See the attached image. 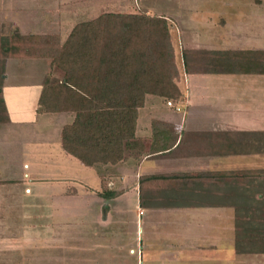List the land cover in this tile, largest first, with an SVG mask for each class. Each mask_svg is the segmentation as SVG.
Instances as JSON below:
<instances>
[{"label": "rangeland", "instance_id": "obj_1", "mask_svg": "<svg viewBox=\"0 0 264 264\" xmlns=\"http://www.w3.org/2000/svg\"><path fill=\"white\" fill-rule=\"evenodd\" d=\"M77 4L69 5L62 3V0H0V59L4 60L2 90L3 99L12 121L32 119L35 116L32 111L21 113L17 108L29 107L30 97L37 92V89H40V86L62 80L63 73L56 68L54 60L56 53L61 50L75 25L93 21L107 12H120L128 16L146 14L167 18L176 57L175 82L180 91L186 92L187 90L186 104L208 103L213 98H221L217 97L214 91L223 95L226 91L211 86L219 82L221 85L229 81L235 87L242 84H254L260 87V84L264 83L262 77L247 78V76L237 74L214 78L213 76L185 75L181 64V54L185 45L181 42L182 39H177L180 34L181 37L184 35L180 33L184 30L187 32L184 36L196 37L199 43L195 45L199 47L214 50L264 49V0H169L168 2L149 0L138 1V3L134 0H89L79 5V9L71 10V7ZM4 50H9L8 54H5ZM252 79L254 80L251 81ZM186 104L182 102L177 105L168 104L164 98L147 96L144 107L138 111L135 142L137 145L132 149L124 150V159L118 165L102 166L98 170L79 163L67 155L61 147V129L72 122L73 114L38 115L37 123L34 125H0V185L14 189L13 193L11 189L10 196L17 201L16 207L6 211L5 225L2 229L5 230L6 235H14L15 238L5 242L4 250H0V254L4 255L3 258L0 257V264H46L48 261L53 264H62L60 257L53 258L51 261L48 254L54 256L55 253L62 251L67 243L60 241L61 238L64 236L72 238L71 233L75 232L80 234L79 239L82 240L81 244L84 249L81 264H96V235L91 233L96 234V222L93 223V219H96L97 202H116L118 207H124L125 211L112 210L115 214L111 218L118 216V218L126 219L122 227L124 230L121 233L125 240L133 229L131 219L136 217L138 221L147 219L160 234L163 230L162 225L177 213H172L170 210H153L144 211L142 217L135 214L139 174L264 169V135L262 133L261 139L255 142L254 140L248 141V139L239 141L236 131H187L183 129ZM176 107H179L180 111H176ZM1 131L4 132L3 137ZM238 142L244 149L239 147ZM174 144L175 148L169 151ZM32 147L37 148L31 151ZM259 147V153H254V150ZM27 148L31 153L30 155L27 153L28 156L24 153ZM149 151L151 159L143 161L139 166L140 160L138 159ZM33 152L35 154H32ZM32 169H35L36 175L42 176L37 182L31 177ZM96 171H99V175L113 173L117 187L122 185L120 178L125 175L127 177L125 178L126 192L111 200L97 198L96 189L100 185V178ZM49 173H56L57 176L63 175V177L65 174L71 175L74 181L77 180L71 185L86 188L81 189L78 197H68V201L61 200L59 197L54 198V201L58 200L56 202L59 203L58 206L63 202L69 205V207L63 205L58 207L60 209L55 211L58 215L56 219L63 221L65 214L67 217L77 216L79 219L69 225L56 224L54 228L59 232L54 234L53 241L48 239L44 229L41 231V228L36 227L35 222L36 220L39 225L46 218L45 210L43 207L39 209V206L49 204V193L51 192L49 188L51 186L65 188L66 186L64 181L52 183L49 179H45L44 176ZM25 174L28 177H25ZM35 186L42 187L44 190L36 194L34 193ZM26 188L30 189L32 194L25 193ZM117 189L124 192V189ZM70 192L71 188L68 194ZM32 204L37 205L35 211L30 209ZM127 206L131 208L126 210ZM193 213L195 214L192 216L196 218L202 214L215 216V226L219 227L221 232L219 224L222 223L223 241H221L225 249L219 258L220 263L212 261L206 264H264V254L239 255L234 252L235 214L232 208L193 210ZM120 214L123 216L119 217ZM30 222L35 224L30 227L31 229H29ZM197 230L199 232L200 228L197 227ZM219 230H216L218 233L209 235L214 245L220 242L216 238L217 234L221 236ZM65 231H70L71 235L62 234ZM30 232H35V236L30 235ZM150 243L149 255L154 250L159 251L161 247L157 244L155 247L154 240H150ZM198 255L208 256L206 253H198Z\"/></svg>", "mask_w": 264, "mask_h": 264}, {"label": "trees", "instance_id": "obj_2", "mask_svg": "<svg viewBox=\"0 0 264 264\" xmlns=\"http://www.w3.org/2000/svg\"><path fill=\"white\" fill-rule=\"evenodd\" d=\"M54 65L63 78L42 87L38 113L74 115L61 129V147L92 169L118 165L124 150L137 145L138 111L147 96L174 104L184 100L175 82V54L165 18L104 13L77 24L56 53ZM182 66L186 74H264V51L184 50ZM3 78L0 59V125L10 122ZM237 137L258 141L262 135ZM262 178L264 169L142 174L137 181L138 203L145 209L232 208L234 252L264 254ZM100 179L102 198L120 194L109 189L113 173H101Z\"/></svg>", "mask_w": 264, "mask_h": 264}, {"label": "crops", "instance_id": "obj_3", "mask_svg": "<svg viewBox=\"0 0 264 264\" xmlns=\"http://www.w3.org/2000/svg\"><path fill=\"white\" fill-rule=\"evenodd\" d=\"M88 1L89 0H62V3H67L69 5L71 3H76V4L80 3V4H77L76 6L71 7L72 8L71 10L74 11L76 9H79L80 7L79 5H81L84 2H88ZM129 1H132V0H129ZM134 1L138 3V1L142 2V1H149V0H134ZM158 1L168 2L169 0L168 1L158 0ZM146 8L148 7L146 6ZM64 10H66V8H64ZM107 13L122 14L120 12H107ZM157 17L165 18L164 16H157ZM180 33H184V35H187V32H185L184 30L180 31ZM184 35H182L181 37V34H180V36H178L177 38L178 40L182 39L181 42H183V44L185 45L184 50L185 48H187L186 50L206 49V50H211V51H227V50H214V49H209L205 47H199L198 45H195L199 43L196 41L195 39L196 37H191L190 35L189 36H184ZM200 39L201 37H199V41H201ZM171 43L174 49L172 39H171ZM236 51H243V52L264 51V49H261V48L239 49L238 48ZM181 64H182V54H181ZM184 74L187 76H213V78L222 77V76H231V75L237 74L241 76H247V78H249L250 76H252L250 78H253V77L261 78L262 77L264 80V74H258V73H232V74H214V73L186 74L184 73ZM247 80L249 81L250 79H247ZM253 80L254 79H252L251 81ZM216 84H212L211 86L215 88H220V90L222 89L221 91H226L224 92L226 94L223 95L222 93H219L218 91H214V94L217 95V97H221V98H218V99L213 98V100L208 103H201V104H196V105L186 104L187 99H188L187 90L185 89L186 92L183 90L181 91L184 95V100L182 101V103L186 104V110H185L186 117H185L183 129L187 131H193V132L219 130V131H236L237 133H242V134H248V133L261 134L262 133L264 135V83H261L260 87L258 86L256 87L254 86V84H250V85L242 84L241 86L239 85L240 88L237 86L236 87L232 86L229 81L224 82L221 85H220V82ZM41 89H42V86H40L39 90L38 89L36 90L37 91L36 93L32 94V96L30 97L31 105L29 107H20V108L18 107L17 108L18 112L20 111L21 113H24V112L31 113L30 111H32L33 115L35 116H33L32 119L27 118L26 120H19V121H12L9 116L10 122L5 125H13V124H16V126L34 125L37 123L38 115H53V114L38 113L37 102L39 99ZM229 91H232V92L229 93ZM236 91L237 93L235 94ZM238 93H241V94H238ZM176 111H180L179 107H176ZM1 134L3 137L4 132L1 131ZM159 141H162V139H159ZM253 144L255 145V143ZM259 144L257 146H259ZM238 145L241 149H244L240 142H238ZM36 148L33 149L32 147L30 149L31 151H35ZM174 148H175V144L169 148V151H172ZM257 150H254L255 151L254 153H259L260 147ZM158 152H156V154H158ZM24 153L26 154L28 153L29 155L31 154L29 151V148L25 149ZM32 154H35V153L33 152ZM25 158H28V157H25ZM148 159H151L150 151L142 155V157L138 159L140 161L138 162L137 160L136 163L138 162L140 166L143 163V161H146ZM25 167H29V166L25 165ZM196 171H202V170H196ZM210 171H227V170H210ZM171 172H189V171H171ZM96 173L98 174L97 171ZM152 173H168V172H148L145 174H152ZM31 174H32L31 177L33 181L35 182H37L39 178L42 177V176L36 175L35 169L31 170ZM140 175L142 174H139L137 176V179ZM59 176H57L56 173L55 174L49 173L48 175L44 176L45 179H49V182H52V183L53 182L56 183V181H59V182L64 181L66 186L65 188L64 187H53V186L49 188V190L51 191L49 193L50 195L49 200H48L49 204L39 206V209L43 207V209L45 210L44 214L46 218L44 219V222L41 221L39 225H37L38 222L35 220L36 227L38 226L39 228H41V231H43L44 229V233L46 236H48V239L50 241H53L54 234L59 232L54 228L56 224L60 223V225L61 224L69 225L70 223H75L79 219L77 216L75 217L72 216L73 218L67 217L66 214H65L66 216L64 215L65 218L63 219V221L61 219H56L58 215H56L57 212L55 211H57V209H60L58 207H60V205L69 207V205L67 202H63L58 206L57 204L59 203H56L58 202V200L54 201V198L59 197V199L61 200L63 199L64 201H68L67 199L68 197L70 196L78 197L81 193V189H86L84 187L83 188L74 187L73 185H71V183L73 184V182L77 181V180L74 181V179L70 177L71 175L68 176L67 174H65L64 177L63 175H59ZM98 176L100 178L99 174ZM25 177H28V175L25 174ZM125 178H127L125 175L121 176L120 184L122 185L120 187H117L116 185L117 183L115 180L110 182L109 189L119 191L120 194L118 196L124 194L126 192L125 191V188H126ZM2 183L6 184V182H2ZM68 183L70 184L68 185ZM67 186H72V187H67ZM70 188H71L70 193L72 194L70 193L68 194V190ZM117 188L124 189V192L122 193V191L118 190ZM11 189L12 188L10 187H6V185H2V186L0 185V250L1 251L4 250L5 242L14 240L15 238L14 235H6L5 230L2 229L3 228L2 226L5 225L4 220H5L6 213H7L6 211L12 210V208L14 206L16 207V204H17V201L13 197L10 196ZM13 190L14 189H12V193H13ZM41 190H44V189L42 187H38V188L36 187V189L34 188V193L37 194V192L39 193L41 192ZM24 192L25 193L29 192V194H32V191L27 188L24 190ZM100 192H101V179H100V185L96 189V196L97 198L103 200L104 198L100 196ZM84 193H88V192L84 191ZM137 194H138V184H137ZM104 200H107V199H104ZM36 208H37L36 204H32L30 207L32 211H35ZM130 208L131 206L130 207L127 206L126 210ZM201 209H228V208L173 207V208H146L145 209V208L140 207L138 203V195H137V200H136L135 207H134L135 214L137 216L142 217L144 215V211H153V210L154 211L170 210L172 211V213L174 212L177 213V215L172 217L170 220H168L167 223H164L163 224L164 226L162 225L163 232L161 231L160 234L157 231V229L154 228L153 224L149 223L147 219L144 221L142 220L138 221L137 217L135 219L132 218L131 223L133 225V229L130 231L129 236L126 237L127 240H125V237H122L121 233L124 230L122 227L125 225L126 219L118 218V216L117 217L114 216L113 218H111L115 214V212H112V210L113 211L114 210L115 211H118V210L125 211L124 207L123 208L118 207L116 202H112V203L97 202L96 203V219H93V223L96 222V234L91 233L92 235H96V264H206L212 261H215L216 263H220L219 258L223 254L224 252L223 250L225 249L222 244V241H223L222 223L219 224L221 225L220 226L222 230L221 232L218 229L219 227L215 226V219H216L215 216H212L210 214L208 215L202 214V213H201L202 216H200L199 218L192 216V214H195L193 213V210H201ZM54 216H55V219H54ZM122 216L123 215L120 214L119 217H122ZM61 217H63V215H61ZM30 223L31 224L29 225V229H31L30 228L31 226L35 225L32 222ZM212 224L214 226H212ZM205 225H209V226L206 227ZM197 227L200 228L199 232L197 230ZM211 228L213 229L211 230ZM216 230L220 231L221 236L217 234L216 238L218 242L219 241L220 242L214 245L210 241L213 239L209 238V235L212 236V234L217 232ZM62 234H65V235L72 234L73 236L72 238H69V236L62 237L60 241L67 243L65 244L66 246H63L62 251L55 253V255L53 254L54 256H52V254H48L49 259H51L52 261L53 258L60 257L62 264H81V255H83L84 249L81 244L82 240L79 239L80 234L76 232L70 234V231H65ZM30 235L35 236V232H30ZM8 237H13V238L10 239ZM17 240L18 239H16V241ZM150 240L155 241V244H154L155 247H157L156 244L161 247H159V251L154 250L149 255L148 254L150 253L149 246L151 245ZM209 242L211 243L208 244ZM198 253H203V254L206 253L208 256L202 257V256H199ZM3 256H4L3 253H1L0 257L3 258ZM199 259L201 261L198 262L197 260ZM46 264H53V263H50L48 261L46 262Z\"/></svg>", "mask_w": 264, "mask_h": 264}, {"label": "built area", "instance_id": "obj_4", "mask_svg": "<svg viewBox=\"0 0 264 264\" xmlns=\"http://www.w3.org/2000/svg\"><path fill=\"white\" fill-rule=\"evenodd\" d=\"M168 104H170V103H168Z\"/></svg>", "mask_w": 264, "mask_h": 264}]
</instances>
